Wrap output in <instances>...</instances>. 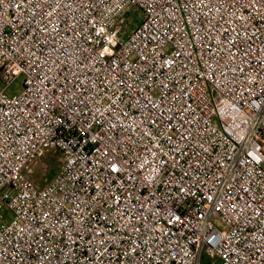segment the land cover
<instances>
[{
  "label": "built area",
  "instance_id": "2783aa9c",
  "mask_svg": "<svg viewBox=\"0 0 264 264\" xmlns=\"http://www.w3.org/2000/svg\"><path fill=\"white\" fill-rule=\"evenodd\" d=\"M0 72V264H264V0H0Z\"/></svg>",
  "mask_w": 264,
  "mask_h": 264
},
{
  "label": "rangeland",
  "instance_id": "374dc122",
  "mask_svg": "<svg viewBox=\"0 0 264 264\" xmlns=\"http://www.w3.org/2000/svg\"><path fill=\"white\" fill-rule=\"evenodd\" d=\"M128 18L133 23V26H136L145 18V14L139 9H134L130 10L128 13ZM23 81V76L17 78L14 83L10 85L7 91L8 94L14 95L18 93L22 88ZM1 88H3V84L1 83L0 79V89ZM61 167V152L58 149H50L46 150L42 156L33 159L27 168V172L33 181H35L40 186H44L48 184L56 176V174H58ZM8 216L10 217L8 220L11 221L13 219V213L10 211ZM201 264H220V262L216 259H211L210 257L204 256Z\"/></svg>",
  "mask_w": 264,
  "mask_h": 264
},
{
  "label": "trees",
  "instance_id": "16d2710c",
  "mask_svg": "<svg viewBox=\"0 0 264 264\" xmlns=\"http://www.w3.org/2000/svg\"><path fill=\"white\" fill-rule=\"evenodd\" d=\"M132 28H133L132 23H130V24L128 25L127 30L129 31V30H131Z\"/></svg>",
  "mask_w": 264,
  "mask_h": 264
}]
</instances>
